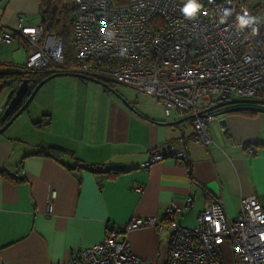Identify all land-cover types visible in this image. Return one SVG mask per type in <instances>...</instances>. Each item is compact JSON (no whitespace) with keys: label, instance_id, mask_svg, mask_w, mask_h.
<instances>
[{"label":"crops","instance_id":"0c3cea01","mask_svg":"<svg viewBox=\"0 0 264 264\" xmlns=\"http://www.w3.org/2000/svg\"><path fill=\"white\" fill-rule=\"evenodd\" d=\"M38 11L39 0H0V31L13 29L19 16L25 24H39ZM26 48L19 36L10 45L0 43V71L20 70ZM70 76L81 82L75 93L66 91L55 100L48 94L49 99L33 98L28 111L0 134V264H59L102 241L107 229L125 238L134 254L163 264L169 231L149 226L125 231L130 217L162 220L170 203L189 197V207L175 220L192 227L197 214L216 199L223 200L229 217L239 212L242 197L254 194L264 204V112L214 115L205 124L208 140L202 144L194 141L192 118L176 112L167 117L152 96L138 92L128 100L120 93L131 109L100 83L89 86ZM12 89L2 87L0 103ZM43 114L50 123L34 125ZM179 138L185 139L188 164L169 156L147 164L149 149ZM39 145L71 153L58 161L35 154ZM76 161L125 171L107 177L64 165ZM20 168L23 176L7 177ZM220 253L223 264H234L229 241L220 245Z\"/></svg>","mask_w":264,"mask_h":264},{"label":"built area","instance_id":"2783aa9c","mask_svg":"<svg viewBox=\"0 0 264 264\" xmlns=\"http://www.w3.org/2000/svg\"><path fill=\"white\" fill-rule=\"evenodd\" d=\"M194 2L192 13L183 9ZM71 25L75 42L73 71L107 83L127 85L152 96L165 115L192 114L194 140L206 143L204 127L214 117L215 99L264 96V0H74ZM15 36L26 41L28 69H65L62 40L40 24L0 31V43ZM200 113V114H197ZM253 153L252 148L246 149ZM147 164L166 156L186 165L185 139L149 149ZM20 168L13 177L23 176ZM137 190L140 187L136 188ZM52 198V197H51ZM45 215L51 213L50 200ZM191 199L172 202L162 220L132 216L129 231L141 226L168 230L163 264H223L220 245L231 244L234 264H264V204L256 195L242 197L234 217L223 211V200L208 202L187 227L175 216ZM59 264H153L134 254L129 242L107 229L102 241L75 251Z\"/></svg>","mask_w":264,"mask_h":264},{"label":"trees","instance_id":"16d2710c","mask_svg":"<svg viewBox=\"0 0 264 264\" xmlns=\"http://www.w3.org/2000/svg\"><path fill=\"white\" fill-rule=\"evenodd\" d=\"M117 3H124L126 0H115ZM74 0H39V24L41 25L43 31L45 33L50 32L55 34L58 38L62 40V51L64 57V65L65 69L63 72L67 73H76L73 71V67L75 66V42L73 37L72 25H71V14L73 10ZM17 37V36H15ZM3 66L0 63V67ZM54 72L53 70L48 69H28L25 66L20 67V70L16 71H0V84L3 87H16L22 79H27L29 83V91L34 87V85L46 77L47 75ZM109 90V87L113 88L110 83L105 82L101 78H94ZM107 84V86L104 85ZM116 91V90H115ZM258 99H264V96H258ZM242 112V111H241ZM246 112V111H245ZM247 112H253L251 110ZM50 123V116L48 114H43L42 117L35 121L33 124L36 126H44ZM0 125L2 122L0 121ZM70 154L71 152L65 148L48 145L42 146L39 145L35 154L46 155L53 157L54 159L59 160L60 156L63 154ZM69 170L75 171L78 168L88 169L95 174L105 175V176H113L120 172L125 171V169H107L103 170L97 165H85L80 162H75L74 164H64ZM11 180H16L13 176H7Z\"/></svg>","mask_w":264,"mask_h":264},{"label":"water","instance_id":"95a60500","mask_svg":"<svg viewBox=\"0 0 264 264\" xmlns=\"http://www.w3.org/2000/svg\"><path fill=\"white\" fill-rule=\"evenodd\" d=\"M62 75H72L79 78L87 79L90 81L97 82L93 77L86 76L79 73H67L63 71H54L47 75L40 81H38L34 87L29 91V83L27 79H22V81L9 91L6 98L0 103V121L2 125L0 126V134H2L7 127L14 121V119L19 116L29 105V103L34 98L40 87L49 79L62 76ZM105 86L107 84L104 83ZM0 84V92L2 89ZM109 90L116 94L121 101L129 108L133 109L130 103L119 95L114 89L109 87ZM214 110V115H221L232 111L238 110H254L259 112H264V99L258 98H230L224 99L223 97H218L215 99V103L209 107ZM200 114V113H197ZM193 115H187L185 118L190 119Z\"/></svg>","mask_w":264,"mask_h":264},{"label":"rangeland","instance_id":"374dc122","mask_svg":"<svg viewBox=\"0 0 264 264\" xmlns=\"http://www.w3.org/2000/svg\"><path fill=\"white\" fill-rule=\"evenodd\" d=\"M80 80L84 84H87L89 86L96 85V84H92L94 83L93 81L89 82L90 80H87V79L80 78ZM79 85H81V82H79L76 78L71 77L70 75H62V76L51 78L40 87L33 101H37L39 99H44V98L49 99L48 95H50V97L52 96L53 99L55 100L62 93H65L66 91L71 90L72 92L75 93V91L79 88ZM110 85L113 86L112 89L116 90L119 95L120 93H122L124 96H126V98H128V100H133L135 96L139 97V93L131 87L124 86V85H121L115 82H111ZM53 105H54V102H53ZM26 111L28 110H25V112Z\"/></svg>","mask_w":264,"mask_h":264},{"label":"clouds","instance_id":"9594fccd","mask_svg":"<svg viewBox=\"0 0 264 264\" xmlns=\"http://www.w3.org/2000/svg\"><path fill=\"white\" fill-rule=\"evenodd\" d=\"M190 6H195V7H196V5L194 4V2H190V3L188 4V6L185 7V8L183 9V11H184L186 14L192 13V7H190Z\"/></svg>","mask_w":264,"mask_h":264},{"label":"flooded vegetation","instance_id":"af4514ba","mask_svg":"<svg viewBox=\"0 0 264 264\" xmlns=\"http://www.w3.org/2000/svg\"><path fill=\"white\" fill-rule=\"evenodd\" d=\"M1 126V125H0Z\"/></svg>","mask_w":264,"mask_h":264}]
</instances>
